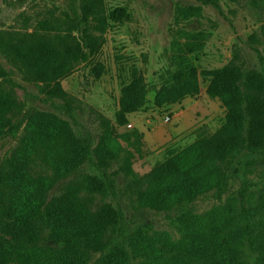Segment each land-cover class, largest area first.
Segmentation results:
<instances>
[{"label": "trees", "instance_id": "trees-1", "mask_svg": "<svg viewBox=\"0 0 264 264\" xmlns=\"http://www.w3.org/2000/svg\"><path fill=\"white\" fill-rule=\"evenodd\" d=\"M109 16L119 24L129 18L121 7ZM80 17L63 13L39 20L30 30L1 29L0 53L26 81L41 83L50 97L63 98L61 79L98 52L108 26L103 0H82ZM201 17L200 7L175 4L169 69L154 104L160 107L199 94L201 78L207 81L206 94L225 110L214 133L170 151L138 175L129 158L121 156L116 127L146 104L142 76L135 71L122 87L115 123L99 115L94 165L104 173L117 166L126 179L119 192L142 208L169 212L218 190L232 155L264 144V76L255 70L243 72L234 59L198 72L190 55L204 48L208 34L187 30L181 23ZM80 24L87 28L78 39ZM95 74L98 77L100 70ZM12 108L0 82V137L12 131ZM85 149L66 121L40 111L29 115L16 150L0 166V264H264V199L249 204L242 194L237 204L180 214L178 239L138 229L127 243H115L123 218L121 209L107 201L116 195L115 186L108 174L99 181L80 171ZM60 182L62 192L49 197Z\"/></svg>", "mask_w": 264, "mask_h": 264}, {"label": "rangeland", "instance_id": "rangeland-1", "mask_svg": "<svg viewBox=\"0 0 264 264\" xmlns=\"http://www.w3.org/2000/svg\"><path fill=\"white\" fill-rule=\"evenodd\" d=\"M81 2L0 0V30L24 27L30 30L39 20L63 13L79 20ZM177 2L201 9V18L181 23L187 30L208 34L204 48L190 55L198 72L221 68L234 59L243 72L255 70L264 76V0H209L207 3L199 0H103L109 18L101 46L98 52L76 64L72 72L61 79L63 98L50 97L42 90L41 83L26 81L0 53V68L5 74L0 82L13 105L8 114L12 131L0 137V166L16 150L33 111L50 113L66 121L86 146L85 162L80 171L99 181L104 180L106 174L112 178L116 195H111L107 201L123 214L115 243H127L138 229L178 239V217L184 212L201 214L226 203L237 204L241 194L249 204L264 199V144L232 155L226 179L218 190L186 201L169 212L142 208L123 196L119 191L126 179L117 166L104 173L94 165L93 149L100 134L99 115L115 123L121 89L131 82L135 71L146 84V104L129 113L125 125L116 127L121 156L129 158L134 173L144 174L168 157L170 151L211 135L222 124L225 110L217 98L206 94L207 81L201 78L199 94L160 107L154 104L156 90L169 69ZM116 7L125 9L129 15L121 24L109 16ZM86 28L80 24L75 32L78 39ZM96 68L100 70L98 77ZM63 187L62 182L55 184L49 197L60 194ZM44 235L49 240V228Z\"/></svg>", "mask_w": 264, "mask_h": 264}]
</instances>
